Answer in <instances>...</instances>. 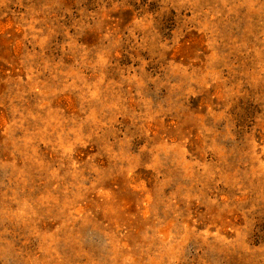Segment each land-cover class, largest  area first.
I'll list each match as a JSON object with an SVG mask.
<instances>
[{
	"label": "rangeland",
	"instance_id": "rangeland-1",
	"mask_svg": "<svg viewBox=\"0 0 264 264\" xmlns=\"http://www.w3.org/2000/svg\"><path fill=\"white\" fill-rule=\"evenodd\" d=\"M0 264H264V0H0Z\"/></svg>",
	"mask_w": 264,
	"mask_h": 264
}]
</instances>
